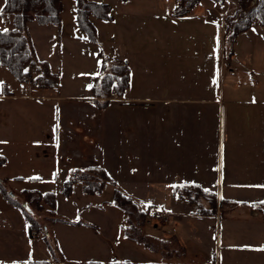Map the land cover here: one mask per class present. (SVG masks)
I'll return each instance as SVG.
<instances>
[{
	"label": "rangeland",
	"instance_id": "obj_1",
	"mask_svg": "<svg viewBox=\"0 0 264 264\" xmlns=\"http://www.w3.org/2000/svg\"><path fill=\"white\" fill-rule=\"evenodd\" d=\"M61 1L63 4L62 37L68 38L69 35L80 33L75 24V0ZM96 1L108 2L113 6L112 20H95L97 37L100 42H104L106 37L110 38L114 32L119 33L116 30L123 27L124 33L130 37L132 45L139 48L140 51L143 50L144 55H139V59L145 60L149 64L148 70L143 75H133V92L144 90L149 92V96H155L160 92L166 94L169 91H178L184 98L197 99L202 97V90L213 91L217 95L220 89L248 90L250 87H254L255 76L251 72L250 64L251 62L257 65L262 64L264 53L258 54L256 50L252 52L248 36L242 35L238 39V44L234 45L237 52L235 60L229 62L225 60L222 55V45L221 54L217 46L218 30H220V42H222L221 33L223 30L221 31V27L223 26L224 29V20L221 23L222 26L220 23H216L215 27L204 25L200 30H197L187 18H171L169 16L170 11H167V8L173 6L174 0H160L156 10L158 17L141 19L147 28L143 33L136 31L133 26V23H136L133 21L135 19L131 18L128 21V27L123 25L124 22L121 24L124 16L121 14L122 6L116 4L118 0ZM206 1L211 0H203L200 9L205 6ZM2 3L3 0H0V7ZM235 4L237 5L236 0H225L221 5H226V14L231 15L238 7L237 5L234 10ZM252 4L250 0V5ZM221 5H216V7ZM134 6L139 12L142 11L138 6ZM199 11L198 15L202 16V11ZM154 25H160L162 40L167 41L159 49L155 47ZM9 27L10 24L4 23L0 17V29ZM51 29H53L52 26H40L35 22L29 23L27 27L37 56L47 61H55L59 66L60 74L63 76L62 86L59 85L56 89L40 90L24 82L20 85L9 71L0 65V86L21 96L22 99L18 101L17 109L21 107V104H27L28 109L23 106L22 110L28 112V117H30V111H33L34 126L38 127L34 130L35 141L32 145L28 141L26 148L25 143L19 142L18 136V141L14 138V126L11 124L7 126L5 120L2 121L6 112L0 109V149L9 159L5 165L0 167V177L5 180L7 194L21 196L22 188L36 189L35 191L43 193L53 192L56 194V213L60 217L71 221L85 222L105 219L109 212L100 214L97 209L91 207L97 203L102 204L104 200H110L113 189L111 185H106L99 194L87 195L82 192L81 185L75 183L70 197L67 198L61 194V183L69 175L70 168L102 165L119 184L126 186L129 190H135H133L134 195L140 199L135 197L134 200L140 206L145 207L150 202H162L168 206L170 201H175L171 196L170 187L166 189L164 185L160 186L153 180H157L160 173L162 177L167 176L163 178L172 180L173 173L181 175V173L189 172L191 170L188 168L189 165L193 166V172L201 173L203 171L202 146L198 145L195 139L189 145H170L161 142L164 134L160 133L156 124L159 115H161L158 105L130 103L117 98L110 102L106 109L98 110L91 102H82L81 100L88 93L86 80L98 75L101 59L97 54L89 57L67 46L61 47L62 44H56L54 38L51 37ZM204 34L207 35L209 44L201 49L197 46V41L201 40ZM201 51H203L204 57H201ZM103 52L108 56L111 55L109 50ZM156 52H159L160 55H155ZM135 59H138L137 55ZM263 69L262 67L261 70ZM133 92L129 95L132 98L136 96ZM233 98L237 97L227 96V100H233ZM191 105L194 107V115L186 117L185 113L177 115L165 111L162 114V121L171 116L170 119H175L178 122L177 125L181 132L183 129H189L197 138L202 124V113H205V109L202 104ZM228 105L230 104H227L225 108L226 122L222 130V142L217 141L214 148L211 147L208 152L204 149L203 152L208 154L206 161L209 168L214 170L219 166L223 173L244 171L249 166L246 157L242 156L241 160L234 161L233 154L227 155L228 141L226 138H228L230 129L226 127L231 124L233 118H237L232 115L233 110L228 109ZM49 110L56 114L53 112L47 114ZM213 114L214 112H210V117ZM174 136L178 139L182 137L177 134ZM220 145L222 146L221 152ZM182 146L184 147L181 148ZM187 147L192 150L193 155L187 154L189 151L186 150ZM75 150L78 151V155ZM170 151L173 157H170ZM26 152L28 158H26ZM227 157H230L231 161L226 160ZM17 176L24 179L22 184H19L18 181L22 180L17 179ZM29 177H35V180L32 178L34 182L27 180ZM237 179L247 180L248 177L241 175ZM129 181H139L140 184H143L141 181L148 182L142 190H136ZM127 188L126 190H128ZM245 188L242 189L246 192L236 193L237 196L250 197L251 191H247ZM5 199L0 189V203L5 202ZM82 205L89 207L81 208ZM43 208L48 209V206L43 203ZM139 208L148 209V218L141 225V233H138L133 227L143 220L134 213L131 216V229H128L133 232L132 239L126 228L123 230L118 226L116 240L113 241L114 246L109 242L107 245V239H105L103 247L100 243H95L93 238H89L86 231L85 234L80 230L77 232L78 228H72L70 224L55 222L49 223L46 228L54 237L57 236L67 248L66 256L70 261H62L66 264H117L120 261L125 263L127 258L131 260L132 264H161V260H169L168 251L171 250H176L174 256L177 260L182 259L183 264H213L212 255L202 249L199 244L196 245L193 241L184 242L183 245L179 244L173 237L176 233L171 228H162L158 223L155 228L152 221V212L155 214L151 210L153 206L147 205L145 208ZM219 209L220 218L218 215L213 230L215 233V236L213 234L215 257L219 258V261L226 259L233 264H262V259L252 253H255L254 250L259 246L264 245V226H261V224L264 225V222L260 221L264 218V208L262 209L263 214L258 216L259 219L253 217L248 211L239 213L238 207L222 204ZM118 211L120 210L118 209ZM34 212L37 213L41 224L47 222L44 219L46 213L40 210ZM120 214L122 215L121 211ZM3 215V209L0 206L1 252L8 245L3 241L5 237L1 234L2 230L11 229L23 234L29 241L27 222H24L23 227L20 225L10 228L8 221L1 220ZM230 221H232V227L227 224ZM118 224L121 225L120 220ZM77 225L74 226L80 227ZM103 226H105L103 231L110 228L106 222H103ZM101 233L104 238L109 237L105 232ZM33 234H36V242L38 241L41 250H43L45 244L40 233L33 232ZM70 237L79 238L83 248L76 249ZM32 244L26 245L17 252L32 256ZM97 244H99L97 247L103 249L95 248ZM181 245L185 247L186 252ZM108 249H114V251L109 252ZM7 257L8 255L5 253L0 255V259L2 258L0 264H18L17 262L11 263ZM134 259L142 261L136 263L133 261Z\"/></svg>",
	"mask_w": 264,
	"mask_h": 264
},
{
	"label": "crops",
	"instance_id": "obj_2",
	"mask_svg": "<svg viewBox=\"0 0 264 264\" xmlns=\"http://www.w3.org/2000/svg\"><path fill=\"white\" fill-rule=\"evenodd\" d=\"M159 1L160 0H127L126 2H120L118 0L116 4L122 6L121 14L124 16V19L121 21V24L124 22L123 25L128 27V21L131 18L135 19L133 21L136 23H133V26L136 28V31H142L144 33L147 28L145 27V25L143 24V20L141 19L142 18L150 19V18L158 17V15H156V10ZM202 1L203 0H201V2L187 16L182 18H187V20H190L191 25L197 30H200L204 25L205 26L212 25L214 27L216 23H220L221 25V23H223L225 16L227 15L226 5L220 4L221 5L220 7H216V5L219 6V4L211 0V1H206L205 6L202 9H200V4L202 3ZM147 4L150 6L147 7L146 6ZM134 5L141 8L142 11L139 12ZM173 6L171 7L173 8ZM171 7L167 8V11H170L172 9ZM236 7L237 5L235 4L233 6V9L235 10ZM199 10L202 11V16L198 15L200 12ZM93 21L95 23V20ZM47 26H51V25H47ZM52 27L53 29H51V33H52L51 37L54 38L55 28L54 26ZM222 30H223V26L221 27V31ZM116 31H119V33L118 32L112 33V36L110 38L106 37L104 42H100L99 37H97V43H92L82 39L80 33H74L72 35H69L68 38H64V36L62 37L63 34V30H62L60 37L61 39L60 44H62L61 47L67 46L69 48H72L73 50L82 52L84 56L88 55L89 57H91L93 54L98 55V52L100 50L103 51L109 50V54H111L109 57L127 61L130 68V86L122 96L113 97L111 102L118 98L130 103H138V104L152 103L158 105L161 115H159L158 118L159 120L157 119L156 124L160 130V133L164 134L163 140L161 142L168 143L170 145L172 144L189 145V143L192 142L193 139H195L196 143L202 146L201 157L203 158V163H202L203 171L201 173L193 172L192 171L193 166L188 164L189 165L188 168L191 170L186 174L181 173L180 175L177 173H173L172 180H170L171 178L167 180L163 178L167 176L162 177V174L160 173V176H157V180H153V182L156 181L157 183H159L160 186L164 185L166 189L169 187L171 188L172 184L179 182L197 183L200 186H202L204 189L215 192L218 198L228 199L229 201H232V202H226L223 205L238 207L240 209L239 213L248 211L253 217L259 219L258 216H260L261 213L263 214L262 209L264 208V206L258 205L264 203V69L261 70L262 67L264 68V62L260 65L251 62L250 69L252 70L251 72H253L255 76V81L253 80V85L254 83L255 85L254 87H250V89L248 90L220 89L217 95L214 94L213 91L202 90L201 91L202 97L197 99L184 98L180 96L178 91H171V92L169 91L166 94L160 92L158 95L149 96L148 95L149 92L144 90H136L134 92L132 91L133 75L134 74H137V76L143 75L148 70L149 67V64L145 60L139 59V55L141 54L144 55L143 50L140 51L139 48H135L132 45L130 41V37L124 33L123 27L122 29ZM153 31L155 32V37H154V42L156 44L155 47L159 49L160 46L164 45L167 41L162 40L160 25L159 26L154 25ZM218 31L219 32H217V36H219V38L217 37V46H218V51L221 54L222 42H220V35H219L220 30ZM242 35L248 36V40L250 41L252 52L256 50L258 54L264 53V29L261 26H259L258 24H254L250 29L241 33L237 38L235 46L238 44V39ZM202 37L203 38H201V40L197 41V46L200 47L201 49H203L205 46L207 47L209 44L207 35L204 34L202 35ZM235 46H234V54L231 60H235L237 55ZM201 52H202L201 57H204L203 51ZM136 55L138 56V59H135ZM155 55L159 56L160 54L159 52H156ZM39 60L47 61L45 59H40V58ZM47 62L50 65L51 72L58 74L60 80L59 85L62 86L63 76L60 74L59 66L56 65L55 61L54 62L47 61ZM230 67L233 68V66ZM86 81H87L86 89L88 90V93L86 94V96H84V99H82L81 101L91 102L93 104V102L89 100L90 97L89 88L90 85L92 84L93 78L87 79ZM38 89L49 90L42 88H38ZM132 92L133 94L136 95L133 98L129 96ZM227 96L237 97V98H233V100L231 99L227 100ZM20 99H22L20 95H15L13 92L0 86V102H1L0 109L6 112L5 117L4 119H2V121L5 120L7 126H9L10 124L14 126V132H15L14 138H16L17 140V136H18L19 142L25 143L27 148L28 141L31 143V145L35 141L34 130L38 129V127L34 126L33 111L32 110L30 111V117H28V112H26V110L25 111L22 110L24 109L23 106L25 107V109H28L27 104L25 105L21 104V107L17 109L18 108L17 106L19 105L18 101ZM191 104H202L203 108L205 109V113H202V124L197 138L193 136V134L190 132L189 129H183V132H181V130H179V126L177 125L178 122L175 121V119H170L171 116L169 119L162 121V114L165 111H170V114L173 113L177 115L179 113H185L186 117H190L194 115L195 114L194 107ZM227 104H230L228 105V109L233 110L232 115L237 117V118H233L231 124L226 127L230 129L228 138H226V140L228 141L227 155L231 156V154H233L234 161L236 159L241 160L242 156L246 157V159L249 161V166L244 171L237 170L231 173L228 172L223 173L222 168L219 166L213 170L212 168H209V164L206 161V159H208V154L206 153L207 154L206 155L203 153L204 149L206 150V152H208L211 147L212 148L215 147L217 141L221 143L223 140L222 130L225 127V122H226L225 108ZM63 108L65 107L63 106ZM52 112L53 114H56L52 110L51 111L49 110L47 114H52ZM210 112H214V114L211 117H210ZM175 134H177L178 136L182 135V137L178 139L176 138V136H174ZM183 147L184 146H182L181 148ZM170 149L171 151L173 150L172 147ZM186 150L187 151L189 150L188 147L186 148ZM221 150H222V146L220 145V152ZM1 151L3 150L0 149V155L4 156L6 162H8L9 161L8 157ZM171 151H170V157H173ZM75 152L78 155V151L75 150ZM187 154L193 155L192 150L190 149ZM26 158H28L27 152H26ZM226 160L231 161L230 157H227ZM241 175L248 177V179L247 180L237 179V177ZM16 178L22 180V181H18L19 184L23 183L24 179L22 177L17 176ZM32 178L35 179V177H29L27 178V180L34 182ZM129 182L132 183V186L133 185L135 186L136 190H142V188L146 185V182L148 181H141V183L143 182V184H140L139 181H129ZM119 185L123 188L124 192L127 195L131 196L132 198L134 197L133 200L135 199L136 196L133 193L135 191L134 189H133L134 191L129 190V188H127L126 186H122L121 184ZM126 188L128 190H126ZM242 188H245L247 191H251L250 197L245 198L244 196H240V195L237 196L236 193L240 194L246 192ZM22 189H27V188H22ZM135 203L141 208H145L147 205L153 206L151 210L155 212V214L152 212L153 214L152 221L154 223V227L156 228L157 227L156 223H158L162 228L164 227L171 228V230L173 232L175 231L176 233L175 234L176 237L174 238L177 241V243H181L183 245L184 242L193 241L196 245L199 244L202 249L208 252V254L212 255L213 264H233L226 259L219 261V258L217 259L215 257V250H214L215 233L213 230L215 228V222H217V216L219 215L220 218L219 212L215 216L196 215L193 213V209H191V206L189 204H187L185 201H179V200L170 201L168 206H165V204L162 202H150L147 203L145 207L140 206L137 202ZM0 206L2 207L4 213L1 220L8 221L10 224V228L20 225L23 227L25 225L24 222H26V220L22 215L21 211L19 210V208L10 204L6 199L5 202L0 203ZM80 207L87 209L89 206L82 205ZM91 208L97 209L100 214L107 212H109V214L105 219H101L98 221L97 220L88 221L91 222L90 224H92L93 226L77 225L80 227H76L72 225V228H78L77 232L81 231L84 234L86 231L88 233L89 238H93V241L95 243H100L101 245H103V247H104L105 239H107L106 241L107 245L109 242V244L114 246L113 241L116 240L115 235L117 233L118 226L121 227V225L118 224L119 220L121 221L120 211H118V208L113 205L101 204V203L94 204L92 205ZM263 220L264 218L260 219L261 222H264ZM103 222H106L110 226V228H108L107 231L106 230L103 231L104 230L103 228H105V226H103ZM227 224H230L232 227V221H230ZM261 226L264 225L261 224ZM101 232H105L107 235H109V237L104 238V235ZM1 234H3L5 237V238L3 237L4 238L3 241L7 242L8 245L6 249L3 248V251L2 252L0 251V255L4 253L8 255L7 258L11 261V263L17 262L18 264H26L28 260L50 259L46 248L44 247V249L41 250V246L39 245L38 241L36 242L37 240V237H35L36 234L33 233L28 234L29 241L25 238L23 234L14 232L11 229L2 230ZM0 239H2V237ZM70 239L73 241L76 249L81 250L83 248L82 241L78 240L79 238L70 237ZM55 240L58 247V253L56 254V259H58L59 262L62 261L67 262L66 261L68 260L66 256L67 248L63 245V243L57 236H55ZM30 243L31 244L33 243L32 256L28 254L24 255V253L21 254L17 252V250L20 251V249H22L23 247H25ZM97 246H99V244H97L95 248L103 249L102 247H97ZM261 249H264V245L259 246L258 249L254 250L255 253L252 254L255 256H259L262 259L261 260L262 264H264V250ZM108 250L109 252L114 251V249H108ZM186 251L187 250L185 249V252ZM168 252L170 254V256H168L169 260H165V261L161 260L160 263L178 264V260L174 256L176 250H171ZM136 259H134L133 261L136 263L137 262L141 263L142 260L140 259L136 260ZM117 264H132V262L130 259L127 258L125 259V263H122L120 261L119 263L117 262Z\"/></svg>",
	"mask_w": 264,
	"mask_h": 264
},
{
	"label": "trees",
	"instance_id": "obj_3",
	"mask_svg": "<svg viewBox=\"0 0 264 264\" xmlns=\"http://www.w3.org/2000/svg\"><path fill=\"white\" fill-rule=\"evenodd\" d=\"M126 2L127 0H119ZM201 0H174V6L169 12L171 18L187 16ZM215 3L224 4L225 0H212ZM237 9L231 15L224 18L225 26L222 33V55L228 62L234 54V45L238 36L247 31L254 24L264 29V0H255L250 5V0H236ZM61 0H3L0 7V17L10 27L0 29V65L22 83L30 77L31 85L42 89H56L60 84L59 76L51 72L47 61L39 60L33 45V40L27 27L31 22L40 26H54V38L60 43L62 31ZM112 5L108 2L96 0H75V24L81 34V38L97 43V28L93 20H112ZM101 59L98 75L93 78L90 85V98L98 110H104L110 104L112 97H120L130 86V68L127 61L111 58L98 52ZM6 163L4 156L0 155V167ZM34 179V178H33ZM35 180V179H34ZM75 183L81 185L82 192L87 195H96L102 192L106 185H111L112 195L110 200H104L102 204H110L117 207L121 215V229L127 230L132 239L131 216L136 213L143 221L137 223L134 228L141 233V225L148 218V209H140L133 198L127 195L123 188L114 180L104 166L88 165L69 169V175L61 183V194L70 197ZM5 180L0 177V189L6 200L19 208L27 222L28 234L40 233L41 239L50 256V260H28L26 264H65L56 259L58 247L55 237L48 231L45 234L43 227L49 223L62 222L70 225L92 224L85 221H71L60 217L56 213V194L53 192L40 193L35 190L22 189L21 196L8 195L5 188ZM171 196L175 200L185 201L193 207V213L203 216H215L218 209L228 199L218 198L216 193L204 189L197 183L179 182L171 185ZM26 204L28 211L23 204ZM43 203L48 209L43 208ZM256 205V204H255ZM264 206V203L258 204ZM257 206V205H256ZM259 206V207H260ZM46 213L45 224H41L37 213ZM124 223V225H123ZM127 225L126 227H124ZM129 229V230H128ZM173 237H176L175 234ZM180 244V243H179ZM183 248V246L181 245ZM178 263H184L178 259Z\"/></svg>",
	"mask_w": 264,
	"mask_h": 264
},
{
	"label": "built area",
	"instance_id": "obj_4",
	"mask_svg": "<svg viewBox=\"0 0 264 264\" xmlns=\"http://www.w3.org/2000/svg\"><path fill=\"white\" fill-rule=\"evenodd\" d=\"M227 1H230V0H227ZM254 2H255V0H251V3H254ZM24 83L27 84V85H30V84H31L30 77L26 78V79L24 80ZM53 264H54V263H53Z\"/></svg>",
	"mask_w": 264,
	"mask_h": 264
},
{
	"label": "water",
	"instance_id": "obj_5",
	"mask_svg": "<svg viewBox=\"0 0 264 264\" xmlns=\"http://www.w3.org/2000/svg\"><path fill=\"white\" fill-rule=\"evenodd\" d=\"M11 195H13V194L11 193ZM23 206H24L28 211H30L29 208L27 207V205H26L25 203L23 204ZM43 230H44L45 234L48 233L46 226L43 227Z\"/></svg>",
	"mask_w": 264,
	"mask_h": 264
},
{
	"label": "snow or ice",
	"instance_id": "obj_6",
	"mask_svg": "<svg viewBox=\"0 0 264 264\" xmlns=\"http://www.w3.org/2000/svg\"><path fill=\"white\" fill-rule=\"evenodd\" d=\"M221 163H222V159H221ZM261 250H264V249H261Z\"/></svg>",
	"mask_w": 264,
	"mask_h": 264
}]
</instances>
